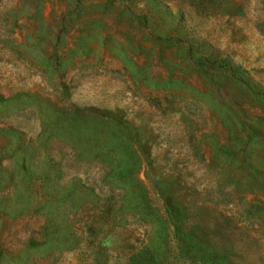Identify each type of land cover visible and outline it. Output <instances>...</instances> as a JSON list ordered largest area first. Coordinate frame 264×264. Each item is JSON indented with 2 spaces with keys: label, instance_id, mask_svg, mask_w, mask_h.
<instances>
[{
  "label": "rangeland",
  "instance_id": "obj_1",
  "mask_svg": "<svg viewBox=\"0 0 264 264\" xmlns=\"http://www.w3.org/2000/svg\"><path fill=\"white\" fill-rule=\"evenodd\" d=\"M0 264H264V0H0Z\"/></svg>",
  "mask_w": 264,
  "mask_h": 264
},
{
  "label": "trees",
  "instance_id": "obj_2",
  "mask_svg": "<svg viewBox=\"0 0 264 264\" xmlns=\"http://www.w3.org/2000/svg\"><path fill=\"white\" fill-rule=\"evenodd\" d=\"M215 261H211V263H214Z\"/></svg>",
  "mask_w": 264,
  "mask_h": 264
}]
</instances>
